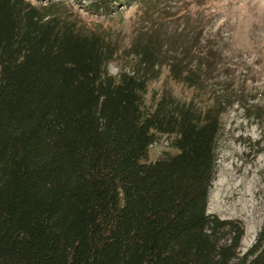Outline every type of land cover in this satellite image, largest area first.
I'll return each mask as SVG.
<instances>
[{"label": "trees", "instance_id": "16d2710c", "mask_svg": "<svg viewBox=\"0 0 264 264\" xmlns=\"http://www.w3.org/2000/svg\"><path fill=\"white\" fill-rule=\"evenodd\" d=\"M184 45L141 27L112 73L117 42L67 0H0V264H264V221L240 252L242 221L207 211L220 115L240 97L207 82L211 46ZM163 65L191 97L147 102ZM161 133L177 151L147 160Z\"/></svg>", "mask_w": 264, "mask_h": 264}, {"label": "rangeland", "instance_id": "374dc122", "mask_svg": "<svg viewBox=\"0 0 264 264\" xmlns=\"http://www.w3.org/2000/svg\"><path fill=\"white\" fill-rule=\"evenodd\" d=\"M67 1L89 28L117 42L120 51L108 63L112 73L119 71L122 50L141 27L158 28L168 48L192 43L193 54L207 46L216 52L218 61L207 82L226 102L240 98L220 115L207 211L242 221L246 243L241 239L240 252L246 251L264 221V0H131L109 13L88 9L90 0ZM165 89L180 98L194 94L163 65L148 84L147 102ZM172 137L158 134L147 160L176 152Z\"/></svg>", "mask_w": 264, "mask_h": 264}, {"label": "bare ground", "instance_id": "6f19581e", "mask_svg": "<svg viewBox=\"0 0 264 264\" xmlns=\"http://www.w3.org/2000/svg\"><path fill=\"white\" fill-rule=\"evenodd\" d=\"M242 242L246 243V237H244V238L242 239Z\"/></svg>", "mask_w": 264, "mask_h": 264}]
</instances>
